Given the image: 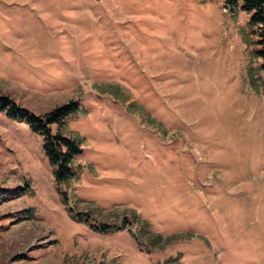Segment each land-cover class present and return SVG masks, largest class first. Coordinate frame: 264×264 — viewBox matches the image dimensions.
I'll return each mask as SVG.
<instances>
[{
	"label": "rangeland",
	"instance_id": "1",
	"mask_svg": "<svg viewBox=\"0 0 264 264\" xmlns=\"http://www.w3.org/2000/svg\"><path fill=\"white\" fill-rule=\"evenodd\" d=\"M260 49L224 0H0V96L81 150L0 113V264H264Z\"/></svg>",
	"mask_w": 264,
	"mask_h": 264
},
{
	"label": "trees",
	"instance_id": "2",
	"mask_svg": "<svg viewBox=\"0 0 264 264\" xmlns=\"http://www.w3.org/2000/svg\"><path fill=\"white\" fill-rule=\"evenodd\" d=\"M225 8L232 12L241 10L250 15L252 25L259 35V57L264 61V0H224ZM78 108L70 102L45 115H37L22 107L10 97L0 96V113L16 122L27 123L33 132L40 134L44 140V150L51 165L55 168L56 181L67 182L73 176V163L81 154L80 147L73 139L64 136L60 128L65 119ZM57 128V129H56Z\"/></svg>",
	"mask_w": 264,
	"mask_h": 264
}]
</instances>
